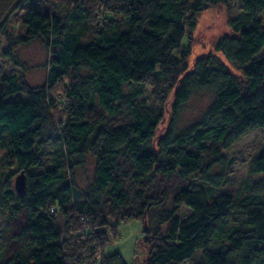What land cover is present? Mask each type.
Masks as SVG:
<instances>
[{
  "label": "trees",
  "instance_id": "trees-1",
  "mask_svg": "<svg viewBox=\"0 0 264 264\" xmlns=\"http://www.w3.org/2000/svg\"><path fill=\"white\" fill-rule=\"evenodd\" d=\"M62 1L58 14L46 0H21L17 34L0 16V57L12 62L36 39L51 53L39 87L0 67V264H127L105 247L132 219L144 223L143 264H184L197 252L203 264H264V150L236 189H225L233 159L221 155L264 128V0ZM232 1L243 12L214 51L239 75L213 52L190 64L198 17ZM201 90L211 103L179 130ZM88 155L94 175L81 189L74 171ZM12 171L24 173L23 193ZM183 206L190 213L179 218ZM231 217L239 226L228 233ZM218 229L226 250L210 248Z\"/></svg>",
  "mask_w": 264,
  "mask_h": 264
},
{
  "label": "rangeland",
  "instance_id": "rangeland-1",
  "mask_svg": "<svg viewBox=\"0 0 264 264\" xmlns=\"http://www.w3.org/2000/svg\"><path fill=\"white\" fill-rule=\"evenodd\" d=\"M21 0H0V16L8 19L9 30L17 34L19 19L27 12V3H20ZM53 11L60 14L67 3L62 0H46L45 2ZM243 12L242 6L234 1L230 5L220 2L206 8L198 17L196 28L191 35V54L189 63L192 64L196 57L213 52L224 61L228 68L239 75V72L233 67L222 54L214 51V45L218 38L223 35L231 34L233 26L229 20L239 16ZM264 19V12L261 14ZM1 47L6 45V41L1 38ZM187 44V39L184 40ZM50 50L41 39H36L29 44L21 45L17 48L14 61L0 57V67L6 68L8 75L22 76L26 83L31 87H39L47 81L48 65L50 60ZM151 87H146L145 98L150 102L152 96L149 95ZM21 97L23 94L19 93ZM213 94L208 90L196 92L184 105L180 121L179 130H184L195 121L200 119L211 103ZM54 145H49L45 155H51ZM264 150V128L253 129L241 136L227 150H222L221 155L233 159L232 165L228 169L231 182L225 189H236L243 181L248 178L251 161L261 151ZM5 155L4 150H0V159ZM95 159L88 155L85 164L77 166L74 171V181L81 189H85L93 179ZM220 165L214 167V172L220 171ZM13 183H15L18 174L12 171ZM261 175H253L255 181L259 180ZM190 213L187 207H181L177 212L179 218H184ZM239 224L231 217V222L227 224L228 233L236 229ZM118 237L112 239L105 247V253L110 254L118 251L127 264H143L147 251L142 242L144 238V223L140 219H132L121 222L118 225ZM4 231V219L0 217V252L4 249L2 234ZM220 230L214 237L210 248L214 250H226L227 242L225 236L221 240ZM184 264H203L201 253L197 252L192 260Z\"/></svg>",
  "mask_w": 264,
  "mask_h": 264
},
{
  "label": "water",
  "instance_id": "water-1",
  "mask_svg": "<svg viewBox=\"0 0 264 264\" xmlns=\"http://www.w3.org/2000/svg\"><path fill=\"white\" fill-rule=\"evenodd\" d=\"M14 186H15V189L18 193L24 192V190H25V175L23 172L19 173L16 176Z\"/></svg>",
  "mask_w": 264,
  "mask_h": 264
}]
</instances>
